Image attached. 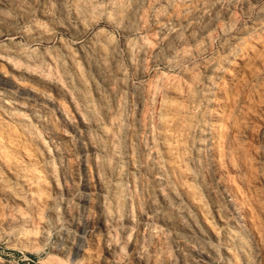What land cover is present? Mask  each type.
I'll list each match as a JSON object with an SVG mask.
<instances>
[{
  "label": "bare ground",
  "instance_id": "bare-ground-1",
  "mask_svg": "<svg viewBox=\"0 0 264 264\" xmlns=\"http://www.w3.org/2000/svg\"><path fill=\"white\" fill-rule=\"evenodd\" d=\"M96 1L0 0V230L22 241L46 209L106 254L125 244L132 264H162L168 254L177 264L218 254L221 264H249L263 231L264 148L252 152L241 142L255 109L252 92L239 93L259 80L252 90L264 100V6L223 43L221 58L139 89L125 81L105 34L73 48L55 40L62 29L73 43L80 39ZM128 1L112 0L105 18L121 21L125 32L143 24L151 2ZM167 1L172 6L155 33L125 46L136 51L138 75L148 62L190 60L232 23L235 8L258 0ZM230 75L235 84L224 87ZM124 105L130 111L122 113ZM62 193L66 198L55 200ZM24 205L36 223L27 221ZM213 240L221 241L219 251Z\"/></svg>",
  "mask_w": 264,
  "mask_h": 264
},
{
  "label": "rangeland",
  "instance_id": "rangeland-1",
  "mask_svg": "<svg viewBox=\"0 0 264 264\" xmlns=\"http://www.w3.org/2000/svg\"><path fill=\"white\" fill-rule=\"evenodd\" d=\"M111 2L112 0L96 1V6L91 12L92 21L90 24H87L86 32L80 39L76 40L75 43L71 41V35L69 31L65 29L56 31L55 40L62 39V42H65L73 48L78 47V45H82L86 41V39L92 37L98 32L99 34L101 33L100 35L105 34L106 36H108L110 42L115 45V52L118 58V67L121 71H123L122 75L125 81L128 83V85L132 84L139 89H146L147 85L149 83H154L155 80L158 83L164 81L166 78L177 80L181 75V72L183 71L182 69H184L187 65H190V63H193L194 68L201 71L204 68L205 64L207 62H210L211 59L221 58L224 52L223 43L230 40V37H232V35H234L237 31H239V28H241L244 24L253 20L260 8L264 6V0H258L256 3H253L248 10H239L235 8V19L232 21V23L223 31H214L211 34V38L206 43V45L199 49L197 52L192 53V58H190V60L179 61L176 63H164L159 60L148 62V64L145 65L142 74L138 75L135 71L134 64L136 51L133 50V55H131L127 52L126 47L128 43H133L138 41L140 38H145L146 36H148L147 34L151 32L155 33V30H157L156 27L164 22L165 18L162 19V14L170 9L172 3L171 1L167 0H151L149 7L142 13L143 24L139 25L138 27L132 28L130 31L125 32L123 31V24L121 21H106L105 19L111 8V5L113 4ZM127 2L130 5V2L128 0ZM169 3L171 4L169 5ZM210 3H218L224 5L227 3V0H210ZM113 5L115 6L116 3L114 2ZM4 12L5 14L7 13L6 15L8 17L14 18L15 24L17 26L21 25L19 23L20 21L16 15V12L12 8H10L9 6H4ZM16 40L22 42L24 41V36H18ZM224 71L214 76V80L219 83H217V85L222 84L224 79ZM260 76L264 78V71ZM258 81L259 80L249 81V86L253 84L250 91L248 92L246 88L242 90L241 93H239L240 98H243L248 93L252 92L251 98H249V94L247 95V97L248 100L251 101L250 104L254 105L255 111L245 119L246 125L243 127L244 132L242 133L241 142L248 150H253L254 152H260L264 148V100H261L259 97H257L252 90L253 87H257L256 82ZM234 84V78L230 75L226 77L223 86L228 87ZM146 101L149 107L152 108H154L157 104L155 103L153 106H151L149 98ZM123 110L122 113L130 111L129 106L124 105ZM259 119L261 121H259ZM260 132L261 135L259 136ZM79 192H81L80 187L76 189V193ZM60 196H62V198H66L62 193L60 195H56L55 200L58 201L60 199ZM54 204H56V201L54 202ZM12 206L13 205L10 201L5 203V207L9 209ZM20 210L26 215L27 221H34L35 223L37 222V219H35V217L33 216V213L28 205L20 207ZM41 215L43 216V219L41 220V222H39V228H36V224H33L34 227L32 234L34 235L32 236L31 234L28 238L22 239V241L16 240L18 244L15 242V240H13V238H11L12 236L10 235L9 229L0 230V264H113L114 261L120 262L119 264L133 263V256L125 244H123L119 249L115 250L111 254H106L103 250L100 249V247L94 246L93 244L89 243L87 233L84 232L81 228L74 226L73 224H62L61 226L60 223L55 222L47 215L46 209H43ZM262 225V236L261 239L257 241V248L254 253L250 252L248 254L249 264H264V257L262 256V253L264 255V221H262ZM37 233L39 235L35 236V234ZM40 234L42 235L41 237ZM211 243L217 251L221 249L222 243L220 240H213ZM80 246H82L83 249ZM149 248L150 246L144 247L145 251L147 252L149 251ZM261 250H263V252ZM253 255L260 258L259 263L253 262ZM168 256L170 261L167 260L162 264H177V260H174L173 255L168 254ZM203 264H221L220 254L213 256L210 255L208 258L204 259Z\"/></svg>",
  "mask_w": 264,
  "mask_h": 264
}]
</instances>
